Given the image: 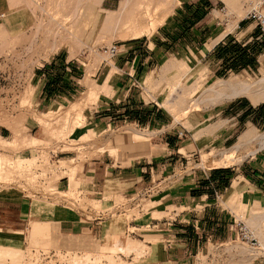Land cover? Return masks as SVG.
Wrapping results in <instances>:
<instances>
[{
	"label": "rangeland",
	"instance_id": "374dc122",
	"mask_svg": "<svg viewBox=\"0 0 264 264\" xmlns=\"http://www.w3.org/2000/svg\"><path fill=\"white\" fill-rule=\"evenodd\" d=\"M177 1L169 4L171 0H168L169 5L166 4L164 7L169 12L165 11L158 17V20L148 23V27L137 28L138 31L135 28L127 33H122L120 29L139 16L135 14V11L139 7H145L140 0L138 5L132 6L121 20L125 23L122 25L119 23L116 27L99 24L94 14L101 15L103 17L101 19L109 22L110 14L106 11L118 10L121 0H102L97 3L90 0L92 10L89 11L94 13V17L92 16L94 20L83 19L84 15L81 17L79 14L86 13L81 10L84 9L85 2L87 3L88 0H11L9 5H0V16L5 18L8 25L7 27L0 25V125L6 126L9 130L6 137H0V193H9L14 197L24 195L25 199L33 203V212L45 209V214L40 213L31 216L30 221L29 218L23 221L18 231L7 224H0V264H89L92 262L90 258L99 253L103 256L108 255L111 261L113 259V263L116 262L115 264L119 262L121 264H143V261H150L149 248L144 242L137 240V235L144 232L151 233L145 228L147 222H143L142 219L148 216L159 218L167 215V212L161 208L151 207V200L156 195L142 202L140 206L134 205L127 199L130 195L92 193L86 195L77 189L79 185L77 172L97 159L106 160V162L114 160L115 164H123L129 157L137 156L132 152L139 149L141 145H147L149 151L153 148L157 150L158 147L153 145L154 134L168 130L173 125L176 129L175 134L177 130L182 131L183 135L180 138L186 139L191 133L197 144L194 151L191 144L181 149L184 153L187 150L191 152L183 159L180 168L176 170L177 174H190L197 170L207 172L210 168H216L215 164L218 162H225L228 167L248 158L255 151L258 154L264 153V144L261 140L249 142L247 146L241 148H233L239 136L249 126L254 127L256 132L264 134V100L250 108L254 111L253 114H247L249 113L247 112L248 116L239 118V122L231 128V138L227 141L223 142L219 134L202 139L196 135L198 132L200 135H205V126L209 124L213 126L223 121L225 124L228 111L215 114L232 100H224L217 104L210 99L209 95L203 94L204 90L216 82L229 80L234 76L233 74H239L237 76L247 77L249 80L260 79L264 74V60L259 62V58L257 64L253 60L254 66H250L252 71L240 69L229 76H211L208 71V67L212 65L211 62L200 59L194 67V75H197L196 83H194L195 90L185 83L181 85L185 91H181V94L177 91L178 94L172 95L170 99L167 97L179 78L178 73L186 71V63L180 60L184 56L194 58L196 53L192 52L193 50L182 49L175 54H165L157 60H152L150 66L143 70L139 77H133L135 86L131 87L133 90L128 92L127 97L136 105L142 102L147 105L157 104L171 119L170 124L160 126L156 130L135 125L129 120L121 122L116 119V122L111 124L94 120L92 107L98 102V93L108 94L113 84V82L105 84L102 89L104 85L102 76L107 65L112 61L101 52V48L113 42L117 45L128 42L129 38L140 40L160 25L171 24L177 16L176 8L181 0ZM248 1L211 0L212 5L209 8L211 11L208 14V19L213 22L211 31L218 32V34L232 32L241 36L244 28L248 26V22L241 19ZM77 3L79 6L76 5ZM182 8L185 9L183 5ZM55 10L58 15H55ZM76 10H78L76 12L78 16L75 17L78 20L75 17L69 19L68 16ZM51 15L53 17L65 16L70 20L69 24L72 23L73 29L69 30L75 36L69 35L72 37H69L63 44L45 45L43 36L39 32L37 36V30L34 27L39 22H46V24L51 22ZM244 47H249L250 52L255 56L260 53L259 48L254 44L249 43ZM58 48L59 53L67 51L72 56L77 54L78 64L82 66L85 73L83 83L82 80L79 82L86 86L87 92L81 96L85 91V87L82 86L68 99L60 100L53 97L55 101L51 100L48 104L42 103V106H38L34 88L30 86L32 69ZM193 62L196 63L195 58ZM102 63L104 64L99 73ZM208 63L209 66H207ZM114 75H117L116 71ZM217 77L219 79H215ZM113 89L116 88L113 86ZM113 96H115L114 93ZM78 97L80 98L71 105V102ZM167 99L171 101L165 105L164 101ZM238 99L245 100L246 104H252L246 97H240L231 102H236ZM193 101L199 104L197 103L192 111L186 114L188 106L190 107ZM195 114L200 117L199 122L196 121ZM212 115H215L214 118ZM213 119L218 120L210 123ZM198 123L200 124L198 130H193L192 127ZM132 129L144 134L136 136ZM148 131L152 133L147 134ZM30 136L37 138L38 141L33 142ZM109 148L113 149L112 152H109ZM23 157H34V160L20 159L18 163L13 160ZM62 177L67 178L69 183L65 193L55 189V182ZM233 183H236L238 191L233 196L231 192L229 193L230 187L229 191L224 193L225 197H228L226 206L231 209L232 214L243 215L242 219L246 228L260 243V248L254 250L253 253H247L249 256L254 254V259L258 255H264V208L248 205L249 201L246 198L253 194L251 186L246 184L240 187V179H234ZM220 194H223V191ZM59 196L71 198L76 207L80 208L79 211L83 218L91 217L92 212H99L100 221L109 220L108 226L117 222L114 229L119 231L118 234L111 241L94 240L86 236L61 235L53 216L54 211L65 209ZM92 199L98 201L92 203ZM121 220L124 224L123 230L120 229ZM37 222H48L49 224L45 227V225H37ZM142 222L143 228L139 230L131 226L132 223ZM258 234L261 235V239ZM150 237L155 238V236ZM123 241L130 244L120 247L119 243ZM145 241L155 242L148 239ZM241 247L246 246L231 234L230 241L224 245V255H221V251L212 250L209 258L204 255L199 256L197 264H250L251 261L248 262L247 258L243 260L240 254ZM101 258L99 264H108L106 258Z\"/></svg>",
	"mask_w": 264,
	"mask_h": 264
},
{
	"label": "crops",
	"instance_id": "0c3cea01",
	"mask_svg": "<svg viewBox=\"0 0 264 264\" xmlns=\"http://www.w3.org/2000/svg\"><path fill=\"white\" fill-rule=\"evenodd\" d=\"M1 1L0 5L11 3V0ZM207 1L212 5L211 0ZM190 4L191 8L194 5H201L200 0H181L176 8L177 16L174 17L171 24L160 25L140 40L129 38L130 41L118 45L119 51L110 58L117 75L112 81L113 84L108 94L98 93V102L92 107L94 120H101L107 124L116 122V119L121 122L129 120L135 125L156 130L160 126L170 124L171 119L157 104L147 105L142 102V104L136 105L127 95L130 90H133L131 87L135 86L133 77H139L142 71L150 66L152 60H157L165 54H175L182 49L200 53L206 44L218 34V32L211 31L213 22L208 19L211 9L197 19L191 20L190 7H186ZM182 5L185 9L182 8ZM0 25L8 26L3 16H0ZM248 27H250L249 30H245ZM250 32L251 25L244 28V33L241 36H237L238 33L228 32L202 54L200 59L212 64L211 67L209 63L207 64L211 76H229L240 69H251L250 65L241 63L240 54L253 57L256 64L260 62V60L258 62V58L260 59L262 53L255 56L250 52V48H245L240 44V40H245ZM76 55L72 56L67 51L59 53L58 48L42 63L33 67L30 86L34 88L37 97L36 105L48 104L51 100L55 101L54 98L68 99L82 86L85 87V91L81 96L87 92L86 86L82 84L85 79L84 69L79 66ZM103 64H100L99 73ZM79 80H82V83ZM113 86L116 88L115 90ZM80 97L72 101L71 105ZM240 97L243 96L233 97L231 101ZM231 101L227 102L215 114L228 111L225 124L223 121L213 126L211 124L205 126V135L196 133L199 139L219 134L222 136V141L225 142L231 138V128L239 122V118L254 113L250 109L254 105L246 104L245 100ZM215 115H212V118ZM194 117L199 122L198 114H195ZM217 120L213 119L210 123H215ZM220 124L223 125L219 127ZM26 125L30 124L26 123ZM199 125L198 123L191 127L196 130ZM208 128L213 131L210 132L211 129ZM175 130V125H173L168 130L154 134L153 145L158 147L157 150L153 148L149 151L147 145H141L139 149L132 152L137 156L129 157L123 164H115L114 160L106 162V160L97 159L77 172L79 179L77 189L86 195L90 193L132 195L154 178L163 177L166 179L165 186L152 198L150 205L161 208L167 212V215L159 218L148 216L149 218L142 219L143 222H147L145 228L151 233L144 232L137 235V240L144 242L149 248L150 261H143V264H197L199 256L204 255L209 258L212 250L221 251V255H224V245L230 241L232 234L228 230L232 211L226 206L228 197H225L224 193L229 191L234 179H240V187L246 184L251 186L253 194L246 198L249 201L248 205L264 208V153L258 154L255 151L248 158L228 167L210 168L207 172L197 170L190 174H177L176 170L180 168L186 155L191 152L186 149L187 151L184 153L181 149H185L187 145L191 144L194 151L197 144L191 133L186 139H182L176 136ZM8 131L6 126L0 125L1 137H6ZM132 131L136 136L144 134L135 129ZM150 133L152 131L147 132V134ZM30 137L33 142L38 141L37 138ZM112 150L109 148V152ZM20 159L32 161L34 157L14 158L13 160L17 162ZM66 187H69L67 178L62 177L55 182V188L61 193L63 192L61 190H65ZM86 187L87 189H85ZM222 191L223 194H220ZM243 200L245 201V198ZM97 201L92 199L91 202ZM62 205L65 206V209L54 211L53 216L57 223V230L63 236H86L94 240L111 241L119 232L111 228V224H109L110 227L108 226L109 220L94 221L86 217L83 218L82 213L76 208ZM33 207V203L25 199L24 195L14 197L9 193H0V224H7L14 230H20L22 222L26 219L29 218L30 221L31 216L45 214L44 208L39 212L35 210L33 212ZM143 222L132 223L131 226L133 229L139 230L143 228ZM36 224L46 227L49 223L37 222ZM123 226L121 220V230H123ZM150 236H155V238ZM146 239L155 242L145 241ZM250 264H264V256L254 257Z\"/></svg>",
	"mask_w": 264,
	"mask_h": 264
},
{
	"label": "bare ground",
	"instance_id": "6f19581e",
	"mask_svg": "<svg viewBox=\"0 0 264 264\" xmlns=\"http://www.w3.org/2000/svg\"><path fill=\"white\" fill-rule=\"evenodd\" d=\"M94 1L97 3V2H100L102 0H94ZM138 1L139 0H121L118 10L106 11L108 14H110L109 15L110 16L109 22H105L104 21L105 19H101V18H103L101 15H96L94 13H90L89 10H92V8L90 7V0H88L87 3L85 2V7H84V9L81 10V12L84 10L86 13H84V14L79 13V14H81L80 15L81 17L84 15L83 19H86V18L93 19L92 16L94 14L99 24H108V25H110V27L111 26L116 27L119 23H120V25L125 23L124 20L123 21H121V20L123 19L125 14L128 12V10H130L132 8V6L138 5ZM140 1H142L141 4H144L145 7H139L135 11V14H138L139 16L134 18L130 23L123 25L122 29H120L122 31V33L123 32L127 33L129 31L135 30V28H136V30H137V28L141 29L142 27L149 25L148 23H151L152 21L158 20V17L160 15H162L163 13H165V11H167L165 8L166 7L165 5L166 4L167 5L174 4V2L176 3L177 0H171V2L169 4H168V0H140ZM228 1H230V0H228ZM57 3H58V1H57ZM59 3H61V1H59ZM61 4H63V3H61ZM79 4H80V2H79ZM79 4L77 3L76 5L79 6ZM27 5H29V4H27ZM234 10H236V9L234 8ZM77 11L78 10H76L71 16H68L69 19H71V17L74 18L75 16H78V15H76ZM55 12H56V10H55ZM167 12H169V11H167ZM32 13L34 15V12H32ZM56 14H57V12L55 13V15ZM111 15H113L112 16V17H114L113 19H112ZM51 16L52 17H50V20L52 23L47 22V24H46V22L45 23L39 22V23H37V25L35 24L36 26L34 28H36V30H37V36H38V32L41 34V36H43L42 38L44 39L45 45H49L50 43H52L54 45L57 43L63 44V42H66V40H68L69 37L73 36L72 35L73 33H71L69 30L71 28L73 29V27H71L72 23H70L71 24L70 25L69 24L70 20L65 18V16L64 17L63 16L53 17V15H51ZM33 18L35 19L34 16H33ZM76 19L78 20V18H76ZM101 22H103V23H101ZM144 30H146V28ZM34 33L36 35V31H34ZM224 33H226V32H224ZM224 33L214 36L211 39V41L208 44H206V46L204 47L202 52L196 53V55H194L196 63L193 62L194 58H190V56L189 57L184 56V58L180 60L181 62L186 63V67H185L186 71L183 73H178L179 78L175 82L174 87L171 90V94L167 98H170L172 95L176 96L178 94L177 91H179L180 94H181V91L182 92L185 91L184 87H181V85H183L185 83H187L189 85V87H191L192 89L195 90L194 83H196L197 75L196 74L194 75V73H195L194 67L197 66V64L199 63L202 54L205 51H207L208 49H210L214 44H216V42L223 35H225ZM35 35L33 37H35ZM69 35H72V36H69ZM74 36H75V34H74ZM42 43H43V41H42ZM52 44H50V45H52ZM54 45H53V47L55 48ZM259 60H260V62L262 60H264V54L261 55ZM113 72H114L113 64L109 63L107 65L106 71L104 72V74L102 76V79L104 82L102 89L105 87V84H110L113 81V79L115 77ZM203 94L209 95L210 99L213 100L217 104L219 102H222L224 100H229V99L236 97V96H243V97L248 98V100L252 103V105H254V104H257L258 102L264 100V74L258 80H249L247 77H243V76L239 77L237 75H234L233 77H231L227 81H219V82H216L213 85L209 86L208 88H206L204 90ZM177 97H179V96H177ZM169 101H171V100H169ZM169 101L167 99L166 101H164V104L168 105ZM197 103H198L197 101H193L191 106L190 107L188 106V110L186 111V114L190 113ZM222 125L223 124H220L219 127H221ZM256 140L257 141L261 140L262 144H264V134L259 133L258 131L256 132L254 127L249 126L239 136L238 141H237L236 145L233 146V148H241V147L245 146L246 144H248L249 142L250 143H252V141L256 142ZM215 166H216V168L217 167H226V164H225V162L224 163L218 162L215 164ZM237 191H238V187H237L236 183H233L231 185V189H230L229 193L231 192L234 196L237 194ZM257 217H258V215H257ZM112 224H111L112 225L111 228H113V229L116 228L117 222H114ZM258 235H259V238L261 239V235L260 234H258ZM119 244H120L119 246L121 247V245L124 246V245L130 244V243L123 241ZM129 248H131V247H129ZM253 252H254V250L247 249L246 247L245 248L241 247L240 254H242L243 260H245L247 258V261L250 262V261H252L254 254L253 255L251 254L249 256V255H247V253H253ZM100 255L101 254L99 253V254H96L94 257H91L90 259H92V262H89V264H91V263L92 264H99L100 260L102 259L101 257L106 258L108 261V264H115L116 263V262L113 263V259L111 261V259L108 258V255H105V256H103V255L100 256ZM84 260H85V258H84ZM88 261H89V259H88ZM74 264H77V263H74ZM119 264H121V263L119 262Z\"/></svg>",
	"mask_w": 264,
	"mask_h": 264
},
{
	"label": "built area",
	"instance_id": "2783aa9c",
	"mask_svg": "<svg viewBox=\"0 0 264 264\" xmlns=\"http://www.w3.org/2000/svg\"><path fill=\"white\" fill-rule=\"evenodd\" d=\"M241 19H244L248 22V25H251V32L246 37L245 40L241 41V46H246L249 43L256 45L259 48L260 53L264 54V0H249L246 4V9L244 15ZM238 27V25H236ZM249 49V47H247ZM119 51L118 45L116 43H110L107 46H103L101 48V52L108 56V58L113 57ZM251 71V69H249ZM183 133L181 130L176 131L177 137H182ZM1 137V136H0ZM166 184V179L163 177L156 178L155 181H150L149 184L143 186L142 188L136 190L132 195L127 197L131 203L136 206H140L142 202L145 200H150L153 195H156L161 191L163 185ZM56 189V188H55ZM59 191L58 189H56ZM68 190L66 187L63 193ZM78 191H80L78 189ZM61 200V204L68 205L71 207H75L77 210H80L79 207H76V204L71 198L68 196H59ZM87 218V217H86ZM242 214H232L231 220L228 224V230L231 232L235 239L241 241L247 248L251 250H256L260 248V243L253 236V234L246 228L245 223L243 221ZM91 220H100L101 215L99 212H92L91 217H88ZM264 256V255H263Z\"/></svg>",
	"mask_w": 264,
	"mask_h": 264
},
{
	"label": "trees",
	"instance_id": "16d2710c",
	"mask_svg": "<svg viewBox=\"0 0 264 264\" xmlns=\"http://www.w3.org/2000/svg\"><path fill=\"white\" fill-rule=\"evenodd\" d=\"M200 6H195L194 7H190V5L186 6V7H190V12H189V15H190V19L191 20H195L197 19L198 17H200L201 15H203L206 11H208V9L210 8V3L207 1V0H200ZM204 7V8H202ZM240 58V61L243 65H250V66H254L253 64V58H250V57H247V56H244L242 54H240L239 56Z\"/></svg>",
	"mask_w": 264,
	"mask_h": 264
}]
</instances>
